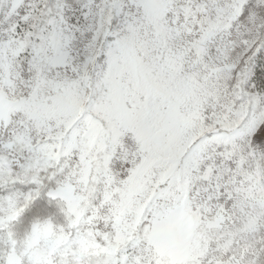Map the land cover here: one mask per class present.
Wrapping results in <instances>:
<instances>
[{
  "label": "rangeland",
  "instance_id": "obj_1",
  "mask_svg": "<svg viewBox=\"0 0 264 264\" xmlns=\"http://www.w3.org/2000/svg\"><path fill=\"white\" fill-rule=\"evenodd\" d=\"M261 72L264 0H0L6 264H264Z\"/></svg>",
  "mask_w": 264,
  "mask_h": 264
},
{
  "label": "trees",
  "instance_id": "obj_2",
  "mask_svg": "<svg viewBox=\"0 0 264 264\" xmlns=\"http://www.w3.org/2000/svg\"><path fill=\"white\" fill-rule=\"evenodd\" d=\"M259 77L261 80H264V74L262 72ZM60 204L59 201L50 199L45 194L34 197L10 225L12 231H14L15 242H20L22 235L32 228L41 215H45V213L60 215L56 211ZM7 252L8 247L3 243L0 237V264H6Z\"/></svg>",
  "mask_w": 264,
  "mask_h": 264
}]
</instances>
